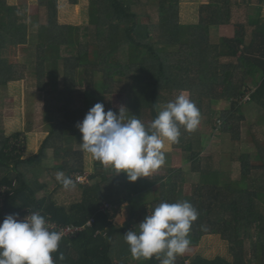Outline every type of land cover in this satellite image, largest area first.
<instances>
[{
	"label": "trees",
	"instance_id": "obj_1",
	"mask_svg": "<svg viewBox=\"0 0 264 264\" xmlns=\"http://www.w3.org/2000/svg\"><path fill=\"white\" fill-rule=\"evenodd\" d=\"M57 1L40 0V3L51 7ZM149 1L152 2L90 0L89 24L85 27L68 26L67 57L62 54L59 24L43 25L39 32L38 65H51V75L54 76L60 62L63 63L66 89L62 95L69 97L75 90L76 79L81 74L79 71L85 67L108 69L105 80L98 83L104 94L122 91L123 84L118 81L119 71L139 67L135 77L138 95L132 99L134 112L130 116L142 120L145 125L182 92L189 93L199 111H206L208 105L209 120L214 103H229L230 109L222 114L224 132H232L242 119L243 105L239 101L243 98L249 96L248 102L264 108V24L253 21L261 16V7H256L249 15V36L247 26L239 25L234 38L222 39L221 45H215L211 42V29L220 23L231 22V0H212L200 8L198 23L187 25L179 22V0H154L156 17H152ZM246 1L242 0L243 3ZM263 1L259 0L260 3ZM73 3L77 5L78 0H73ZM143 8L145 11L141 12ZM157 33L160 34L158 40ZM30 41V24L23 18L19 6L0 0V81L5 78L21 81L25 78L24 65L12 59L18 55L17 49L28 46ZM172 48H177V51H171ZM223 58L231 60L220 67L216 62ZM248 79L257 82L258 86L249 89ZM88 92L85 93L86 113L94 105L93 92ZM72 130L76 134L80 132L74 127L70 129L65 125L58 128L54 125L40 153L25 158L23 149L12 146V142L22 135L6 137L4 129L0 128V185L12 188L7 195L5 209L17 212L29 207L42 211V215L61 225L84 226L91 217H96L93 227L85 229L74 239L60 243L58 251L53 253L56 264H132L129 261V246L123 237L126 231L138 227L147 214L146 207L132 212L123 229L115 227L111 223L110 212H103L100 207L105 201L119 207L131 201L134 195L144 191L140 180L130 182L124 172L109 174L105 166L95 160L91 177L94 184L78 185L80 194L71 204H61L52 195H39L47 188V184L40 182L39 165L47 158L50 141ZM256 146L257 152L241 157L240 179L222 180L218 173L211 176V173L204 172L201 174L203 186L196 190L195 196L183 199L189 201L199 214L191 227L193 244L207 235L209 223H220L225 213H231L233 217L223 235L224 241L230 243L232 260L222 257L210 260L197 256L189 264H250L245 257L246 245L249 243L259 251L257 230L264 231V141L256 142ZM186 149L192 153L191 160L203 153V140H200L199 134L191 133L186 137ZM250 161L259 165L251 166ZM83 168L84 161L81 160L80 165L76 164L67 176L72 177ZM211 181H214L213 184H210ZM58 185L62 187L60 183ZM164 188L165 201L168 198L169 203L175 202L170 196V189L167 194ZM61 254L62 260L59 258ZM259 256H262L260 252L256 258ZM151 260L160 264L156 257Z\"/></svg>",
	"mask_w": 264,
	"mask_h": 264
},
{
	"label": "rangeland",
	"instance_id": "obj_2",
	"mask_svg": "<svg viewBox=\"0 0 264 264\" xmlns=\"http://www.w3.org/2000/svg\"><path fill=\"white\" fill-rule=\"evenodd\" d=\"M152 0L151 3V11L152 17H156V5ZM259 0H247L245 3H240V0L237 1L238 5H233V13L235 16V23L233 27L235 28V33L237 26L243 25L247 26L246 29L248 31V36L250 34V24H247L248 14L252 13L253 6H251V10L247 5V2L250 4H257ZM3 3L7 4H14L19 6L20 11L23 15V18L30 24V35L31 41L28 46H23L17 49L18 55L12 59V61L17 62L20 65H24L26 74L33 78L31 80L35 84L38 82H46L49 86L46 88V91H50L53 89V85L62 86L65 84L66 79L64 75L63 63L60 62L59 67L57 69V76H51L53 70L50 68L51 65H43L46 67V71L44 75L46 76L48 72V76L43 78L40 73L36 72V68L38 66V45L40 43L39 32L43 25L48 23H57L60 26L61 32V39H62V54L64 57L69 56L68 49H67V42H68V33L69 25H80L85 27L89 24V13H90V0H78V4L75 5L73 0H58L55 6L47 7L43 6L40 3V0H1ZM264 2V1H263ZM260 4V6L263 4ZM156 3V1H155ZM259 4V3H258ZM201 8V7H200ZM263 14H264V4L262 6ZM261 9V10H262ZM141 12L145 11V8L140 9ZM262 24H264V17H262ZM252 26V24H251ZM217 31V29H216ZM215 29H211V42L215 45H221L222 39L219 43H216L214 40V35L217 34ZM236 36V35H235ZM160 39V34L157 33L156 40ZM229 39V38H226ZM171 51H177V48H172ZM11 60V59H9ZM223 60V59H220ZM218 60V64H222ZM227 60V58H225ZM231 60L228 58V61ZM49 67V68H48ZM194 68V67H193ZM84 72H80V78H85V83L81 81L80 78L77 77L76 79V87L78 91H74L73 99L69 97V100L63 101L66 105H68V110L72 113L70 116L66 114H62L61 112L54 116V119H59L64 121L67 119L68 121H72L73 123H77L82 121L84 115L86 114L87 109V102L85 98V93L88 91L93 92L94 101H103L105 111L111 109L113 112H117L121 106H123L125 110V117L126 119L131 118L128 116V112L130 110V103L133 97L138 95V82L136 80V74L139 72V67H131L125 68L119 71L120 79L118 81L122 82L123 88L122 91L119 93L113 94H104L100 90L99 87L95 88V83L103 82L105 80V74H108V69L103 67H85L83 68ZM176 70V69H173ZM39 71V70H38ZM55 72V73H56ZM247 86L249 89H254L258 86L257 82H253L252 80H247ZM52 87V88H51ZM64 88V87H63ZM48 91V92H49ZM52 91V90H51ZM47 93V92H46ZM183 93V92H182ZM181 93V94H182ZM190 97L188 93H183ZM197 96V94H195ZM97 97V98H96ZM249 97V96H248ZM193 100V99H192ZM240 103V101H239ZM242 106V114L243 117L239 120L236 124V127L233 129L232 132L227 130L224 132V124L222 114L224 111L230 109V104L224 101H220L218 103H214L212 107L213 115L209 120V109L208 105H206V111H200L201 119L200 123L197 128L204 127L203 131H206L211 138L218 140L219 142L213 144L214 147H219L220 150H215V161L216 163L221 165L230 166L229 168V181L238 180L242 174V162L241 157L243 154H252L257 152L258 148L256 146V142H263L264 141V108L260 105L252 102H243L240 103ZM77 111V113H76ZM119 111V110H118ZM75 112V115H74ZM241 116V114H237ZM236 115V116H237ZM70 118V119H69ZM221 120V124L219 123ZM66 121V120H65ZM142 121V120H141ZM2 125V124H1ZM18 128V127H16ZM213 128V132H212ZM4 129V128H3ZM19 129V128H18ZM32 129L33 132H38L41 136H36V140H34L35 146L40 147L39 152L42 149V146L45 142L44 137L46 134L43 131H46L47 135L50 131L48 120L45 117L44 106L40 101V98L37 99V102L33 105L30 114L26 117V130ZM11 130H13L11 128ZM4 132H6L4 130ZM23 135L18 130L8 132L9 137H13V135ZM183 134V129L181 128V135ZM6 136V135H5ZM81 136L82 134L79 133L78 135L71 131L68 136L65 135L63 139V143L61 146H65L63 149L59 148H52L48 151L47 148V158L46 160L40 165V176L41 178L45 179V184H47V188L40 191V196L52 195L55 200L59 203H66L67 197L71 198L70 203L73 201L80 194V189L78 185L83 184H75L76 186L72 189H64L63 186H59V182L56 181L55 177L58 172H64L65 175H68L76 164L80 165L81 160L84 161V170L81 172H88L91 176L94 174V164L95 160L92 158L91 154L83 151L81 149ZM51 142V141H50ZM178 144V143H177ZM27 143L26 148L23 151V157H30L32 151H27ZM206 152L204 158L207 157ZM204 153V152H203ZM36 154V155H38ZM35 155V156H36ZM208 160V159H207ZM59 165V166H58ZM251 166L259 165L255 161H250ZM61 167L63 168L62 171L59 169H54V167ZM220 168H223L220 167ZM91 169V170H90ZM105 171L109 174H112V170L110 168L105 167ZM38 172V171H37ZM36 172V173H37ZM79 172V173H81ZM74 175V174H73ZM72 175V176H73ZM40 179V177H39ZM41 183H44L40 180ZM95 181H90L89 185L94 184ZM85 184V185H88ZM203 185H200L201 187ZM198 187V188H199ZM196 189V188H195ZM69 202V201H68ZM67 204V205H69ZM151 205V204H150ZM152 206V205H151ZM149 207V206H148ZM130 211V210H129ZM113 212V211H112ZM111 214V212H110ZM233 217L231 213H225L224 217L220 221V223H209L207 225V235L201 238L199 241L200 243V253L196 251L198 250L199 243L196 247H190L186 253L183 255L177 256L175 264H189L191 260H193L197 256H203L204 258H209L210 260L215 259L217 257H222L224 259L232 260L231 252H230V243L224 241L223 235L226 230L229 228V224L232 223ZM213 224V226L211 225ZM257 240L260 242V249L255 250L251 247L248 243L245 247V257L247 262L249 261L250 264H259L262 262L264 264V231L257 230ZM258 252L261 253L262 256L257 257ZM195 255V256H194ZM263 257V258H262ZM158 260V259H157ZM188 260V261H187ZM159 261V260H158ZM187 261V262H186ZM186 262V263H185Z\"/></svg>",
	"mask_w": 264,
	"mask_h": 264
},
{
	"label": "clouds",
	"instance_id": "obj_3",
	"mask_svg": "<svg viewBox=\"0 0 264 264\" xmlns=\"http://www.w3.org/2000/svg\"><path fill=\"white\" fill-rule=\"evenodd\" d=\"M125 110L121 106L118 112L105 111L104 104L97 102L75 126L82 134L81 149L111 167L114 174L124 172L130 182L152 177L166 162V143H178L181 128L193 132L201 119L195 102L183 93L147 125L135 116L126 119ZM55 179L66 190L76 186L64 172H58ZM123 207L115 218L119 226L125 219ZM198 215L186 200L158 203L138 223V230L124 233L133 259L156 257L160 264H175L177 256L190 247L189 233ZM66 235L69 233L39 211L28 212L22 219L18 213L7 214L0 222V264H56L53 253Z\"/></svg>",
	"mask_w": 264,
	"mask_h": 264
},
{
	"label": "crops",
	"instance_id": "obj_4",
	"mask_svg": "<svg viewBox=\"0 0 264 264\" xmlns=\"http://www.w3.org/2000/svg\"><path fill=\"white\" fill-rule=\"evenodd\" d=\"M238 0H231V22L228 23H220L219 25H215L212 29H217V34H215L214 40L216 43H219L221 39H232L235 37V28L233 27V24L235 23V16L233 13V5H238ZM212 2V0H179V22L181 24L187 25V24H197L200 15V7H203L205 5H208ZM240 3L243 4L242 0H240ZM259 3V4H258ZM257 4L249 3L247 2L248 7L251 10V6L254 7H261L260 2L258 1ZM233 4V5H232ZM250 13L248 14V16ZM262 17H264L263 9L261 10V16H259L257 19L254 18L253 21L262 22ZM249 17L247 19V24H249ZM219 61L216 63L218 64ZM222 64H218V66L221 67V65L224 64V62H229L228 59L220 60ZM39 70V71H38ZM46 71L45 66H38L36 68V72L40 73V75L43 76V78L48 76H45L44 73ZM79 72H84L83 69H81ZM57 75L54 73V76ZM52 76V75H51ZM53 77V76H52ZM80 78V77H79ZM32 77L26 74V77L21 81H13L11 78H5L3 81H0V128H4L6 132V137H9L8 132L16 131L18 130L20 133H22L23 137L26 140L27 143V151H32V154L30 157H34L39 152L38 146H35L34 140H36V136L40 137L41 135L38 132H33L32 129L26 130V117L30 114V111L33 107V105L37 102V99L40 98V101L42 102V105L44 106V112L45 117L48 120V125L50 131L53 129L54 125L55 127H72L77 128L75 125L76 123H73L72 121H68L65 119L64 121L59 119H54V116L58 113L66 114L67 116H70L72 113L70 110H68V105L65 104L63 101L69 100V96L62 95V92L66 89V82L62 86L53 85V89H51L49 92L46 91V88H48V84L46 82H38V84H35L32 82ZM85 81V78H80L81 83ZM85 83V82H84ZM99 83V82H98ZM98 83H95V88L99 87ZM97 84V86H96ZM77 84H75L76 87ZM64 87V88H63ZM72 87V86H71ZM74 87V89H75ZM52 88V87H51ZM78 91L77 89H75ZM74 90V91H75ZM74 91L71 93L72 96L70 98H74ZM47 92V93H46ZM90 93V92H88ZM188 93V92H183ZM189 94V93H188ZM97 98V97H96ZM94 95H93V104L97 102H103V101H94ZM133 101L131 100L130 103V110L128 112V116H130L131 113L134 112L132 108ZM104 104V103H103ZM119 110V109H118ZM116 109V111L118 112ZM77 113V111H76ZM75 115V112H74ZM70 119V118H69ZM2 124V125H1ZM64 124V125H62ZM197 128L193 132H187L185 131V134H182L179 138L178 144H167L165 146V155H166V162L165 164L156 172L153 174L152 177H141L138 178L142 182L144 191L134 195L131 201L124 203L123 207V216L125 217L123 226H119L116 222L117 215L121 214V208L122 206H118L117 210L111 212V223L117 227L118 229H123L128 224V218L129 215L132 212H136L137 210H140L142 207H146V210L148 206H154L157 202L163 201L164 193H163V187L167 194H169L168 189H170V196H173L172 199L177 201H183L185 196H195V192L198 189L200 185H203V181H201V174L204 172L211 173V176H213V173H218L220 175V179H230L229 177V168L230 166L227 165H221L219 166L218 163L215 161V150H220L219 147H214L213 144L218 143V140H215L210 137V135L203 131L204 127ZM18 127V128H16ZM11 128L13 130H11ZM78 129V128H77ZM50 131L47 135L46 131H43L46 136L43 140H47V137L50 134ZM73 131V130H72ZM213 132V128H212ZM70 132H66L65 135L68 136ZM80 133V132H79ZM78 133V134H79ZM196 133L200 135V140H203V147L207 152V157L204 158L206 152L201 153L198 158L195 160H191V155L187 149H186V137L191 134ZM18 134V133H17ZM77 134V135H78ZM16 135V134H15ZM21 135V134H20ZM65 135L63 136H56L52 139L51 144L48 148V151L52 148H59L60 150L64 147L61 146L63 143V139L65 138ZM14 136V135H13ZM25 157V158H30ZM208 159V160H207ZM59 166V165H58ZM54 167V169H59L61 167ZM223 168H220L222 167ZM114 171L111 167H107ZM91 170V169H90ZM41 181L45 183V179L41 178ZM229 181V180H228ZM214 181H211L210 184H213ZM196 188V189H195ZM177 196V197H174ZM71 198L67 197L66 203L62 204H69ZM69 201V202H68ZM165 201V199H164ZM168 202V198L166 200ZM151 204V205H150ZM130 210V211H129ZM144 217L142 218V220ZM210 225V224H209ZM213 226V224H211ZM192 231V230H191ZM190 235V241L192 240L191 232ZM194 240L191 241L190 247H196L197 244H193ZM200 243L198 247V250L196 248V251L198 254L200 253ZM189 247V248H190ZM115 251V250H114ZM195 256V255H194ZM206 258V257H205ZM209 259V258H207ZM129 261L132 264H154L151 259H133L132 255H129ZM188 261V260H187ZM186 261V262H187ZM118 262V261H117ZM185 262V263H186Z\"/></svg>",
	"mask_w": 264,
	"mask_h": 264
},
{
	"label": "built area",
	"instance_id": "obj_5",
	"mask_svg": "<svg viewBox=\"0 0 264 264\" xmlns=\"http://www.w3.org/2000/svg\"><path fill=\"white\" fill-rule=\"evenodd\" d=\"M248 100H249V97L247 96L246 98H243L240 101V103H242V104H243V102L246 103V102H248ZM219 123L221 124V120H219ZM12 146H16L19 149H23V151H24V149L26 148V140H25V138L23 136H21L20 138L14 140L12 142ZM91 177H92L91 174H88V172H81V173L78 172V173H75L72 176V178L74 179L76 184H83V185L90 183V181H92ZM11 192H12V188L9 187L8 185H5V184H1L0 185V222L3 221L5 215H7V214L18 213L19 217L22 219L24 216H26L28 214V212L29 213L34 212V210L32 208H29V207L22 208L21 210H19L17 212H11V211L6 210L5 209V201H6L7 195L9 193H11ZM154 207L155 206H149L147 208V214L149 212H151L154 209ZM117 208H118L117 205H114V204H112L109 201H105L101 205L100 210L103 211V212H112V211L117 210ZM39 212L42 214V211H39ZM47 218H49L51 220V218L49 216ZM51 221L53 222V224L57 228H63L66 232L69 233V235H66L61 240V242H62L63 240L74 239L80 233L85 231V229L93 227L95 225V223H96V217L95 216L91 217L88 220V223L86 225H84V226L61 225V224L56 223V221H53V220H51ZM132 229L138 230V227H133Z\"/></svg>",
	"mask_w": 264,
	"mask_h": 264
}]
</instances>
